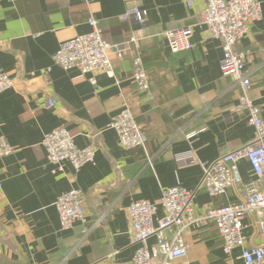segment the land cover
Listing matches in <instances>:
<instances>
[{
  "label": "crops",
  "instance_id": "crops-1",
  "mask_svg": "<svg viewBox=\"0 0 264 264\" xmlns=\"http://www.w3.org/2000/svg\"><path fill=\"white\" fill-rule=\"evenodd\" d=\"M259 1L263 17L251 23L240 48L249 52L250 96L264 118V0ZM135 6L148 20L140 42L150 93L136 87L130 53L112 55L113 76L96 70V86L79 70L54 62L63 41L91 30L92 17L109 42L129 40L139 26L121 15ZM199 6L188 7L187 0H0V69L16 78L14 87L0 93V136L14 148L0 159V264H133L134 201L158 203L164 189L182 186L194 191L202 214L243 198L242 184L219 197L201 185V163L251 144L255 128L247 112H231L241 86L221 71L222 42L201 24ZM188 25L194 47L169 50L163 33ZM50 97L57 99L54 107L48 106ZM125 99L145 128L147 153L125 149L112 128ZM59 127L73 134L77 146L91 145L95 162L79 170L65 162L64 171H54L43 138ZM189 150L199 162L180 164L177 155ZM239 167L245 179L254 176L246 160ZM75 188L84 192L87 221L64 230L56 202ZM162 215L159 208L155 222ZM255 219L246 221L250 244L262 241ZM185 238L188 256L176 264H244L240 249L224 253L215 223L194 225ZM154 242L151 237L148 245Z\"/></svg>",
  "mask_w": 264,
  "mask_h": 264
},
{
  "label": "built area",
  "instance_id": "built-area-1",
  "mask_svg": "<svg viewBox=\"0 0 264 264\" xmlns=\"http://www.w3.org/2000/svg\"><path fill=\"white\" fill-rule=\"evenodd\" d=\"M199 3L200 22L209 33L223 45L221 71L232 76L241 86L239 102L231 112L248 113V123L255 128V138L251 144L227 152L212 163H201L204 169L202 186L212 197L226 196L229 190L242 184L244 196L238 202H228L219 207L209 206L200 214L194 205V191L182 186L163 190L160 202L150 200L134 201L129 207V217L133 229L132 243L136 246L133 264H176L188 256L186 234L192 226L215 223L223 250L232 256L236 249L241 250L244 264H264V118L261 108L250 96L252 80L246 71L249 52L240 48L251 23L261 20L263 6L259 0H187L188 7ZM123 20L138 24V28L126 42L112 43L105 39L98 19L89 20L91 30L63 41L55 55L54 62L65 70L77 69L97 85L96 70L114 75L112 55L123 57L133 55L132 78L136 87L150 93L151 74L145 66L141 51V36L148 22L146 12L138 6L128 8L121 15ZM193 26L170 29L163 33L169 50L174 53L191 50ZM16 78L0 69V93L14 87ZM48 106L54 107L57 99L50 97ZM112 128L119 136L120 144L127 150L143 148L147 153V134L138 122L130 102L125 99L121 111L113 118ZM43 146L48 161L55 166L54 171H64L65 162H70L75 170L95 162V149L89 145L79 147L73 134L65 127H59L45 134ZM13 146L8 139L0 136V159L11 155ZM182 165L199 162L194 150L177 155ZM246 160L254 176L245 179L240 162ZM61 226L72 229L77 222L86 223L85 196L75 188L61 194L56 202ZM163 210L161 218L155 222L158 209ZM249 216H255L254 225L262 237L260 243L250 244L244 235ZM154 237L155 242L148 245Z\"/></svg>",
  "mask_w": 264,
  "mask_h": 264
}]
</instances>
